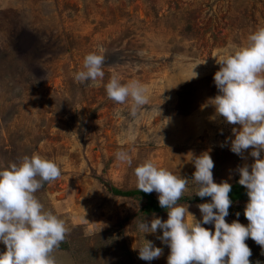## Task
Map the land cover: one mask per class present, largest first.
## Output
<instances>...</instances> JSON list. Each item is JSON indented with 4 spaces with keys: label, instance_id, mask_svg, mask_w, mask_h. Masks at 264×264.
<instances>
[{
    "label": "rangeland",
    "instance_id": "1",
    "mask_svg": "<svg viewBox=\"0 0 264 264\" xmlns=\"http://www.w3.org/2000/svg\"><path fill=\"white\" fill-rule=\"evenodd\" d=\"M260 27L264 0H0V170L33 154L60 166L61 177L35 193L69 229L53 253L57 264H167L162 231L137 228L154 215L166 221L167 212L148 214L145 198L111 190H138L134 169L146 161L190 180L178 204L198 220L197 205L210 200L195 201L190 153L210 152L214 182L238 183V167L254 162L252 149L244 158L232 153L239 125L212 119L215 58L246 45ZM93 52L105 57L104 77L81 84L74 74ZM114 75L146 87L149 103L136 116L130 98L107 97ZM119 151L131 165L116 159ZM247 202L232 203L226 222L246 226ZM144 239L163 249L159 259L138 258ZM245 243L250 264H264L261 247Z\"/></svg>",
    "mask_w": 264,
    "mask_h": 264
},
{
    "label": "clouds",
    "instance_id": "2",
    "mask_svg": "<svg viewBox=\"0 0 264 264\" xmlns=\"http://www.w3.org/2000/svg\"><path fill=\"white\" fill-rule=\"evenodd\" d=\"M215 59L219 70L213 81L218 94L211 99L215 109L212 119L223 117L227 124L239 125L232 129V153L244 158L243 153L252 149L254 162L237 169L238 184L246 189L248 197L243 213L248 224L238 219L226 222L232 205V185L227 180L214 182L210 152L199 156L190 153L195 168L191 181L198 186L195 196L210 198V202L197 205L200 220L189 211V205L178 204L190 180L146 161L134 169L138 190L158 194L167 220L154 215L150 221L138 223L137 228L145 234L162 231L157 239L170 249L167 264H250L252 251L245 243L248 238L264 254V27L254 30L246 45L223 49ZM104 61L102 54H87L83 70L76 72L74 79L81 84L102 80ZM197 77L193 69L191 79ZM104 87L107 97L115 103L131 99L132 116L149 103L147 89L139 81L121 83L114 75ZM116 159L128 165L132 162L126 151H119ZM61 175L56 162L38 154L25 156L19 165L0 170V243L6 246V251L0 253V264H57L53 253L65 241L69 229L64 220L44 210L35 193L45 182H53ZM239 215L236 213L237 218ZM210 224L214 231L202 226ZM136 250L144 261L159 259L163 254L162 248L146 239Z\"/></svg>",
    "mask_w": 264,
    "mask_h": 264
},
{
    "label": "trees",
    "instance_id": "3",
    "mask_svg": "<svg viewBox=\"0 0 264 264\" xmlns=\"http://www.w3.org/2000/svg\"><path fill=\"white\" fill-rule=\"evenodd\" d=\"M48 183L49 182H45L43 184V187H45ZM111 190L113 193L117 195L145 198L144 209L146 210V213L148 214H152L155 212H161L163 210L159 206L158 201L156 200V198L154 197L152 193L145 194L143 192H140L139 190H133V191H127V192L118 191L117 189H111ZM229 196H230V199L232 200V203L248 200V197L246 195V189L243 186L239 185L238 183L232 185V191L230 192ZM184 199L185 198H181L180 200H184ZM204 200H210V198L206 197V198L201 199L197 197L195 201L199 202V201H204Z\"/></svg>",
    "mask_w": 264,
    "mask_h": 264
}]
</instances>
